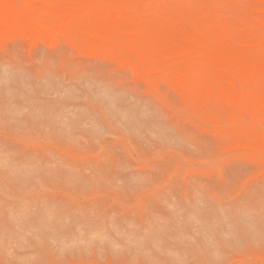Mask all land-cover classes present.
<instances>
[{"label": "rangeland", "instance_id": "obj_1", "mask_svg": "<svg viewBox=\"0 0 264 264\" xmlns=\"http://www.w3.org/2000/svg\"><path fill=\"white\" fill-rule=\"evenodd\" d=\"M21 1L0 0V264H264L262 0ZM187 33L209 45L174 50Z\"/></svg>", "mask_w": 264, "mask_h": 264}, {"label": "bare ground", "instance_id": "obj_2", "mask_svg": "<svg viewBox=\"0 0 264 264\" xmlns=\"http://www.w3.org/2000/svg\"><path fill=\"white\" fill-rule=\"evenodd\" d=\"M20 1V0H19ZM45 1H47L48 3H50V4H55V2H54V0H45ZM156 1V0H155ZM21 2H23L24 3V5L26 6V7H28L27 9L28 10H30L31 11V13L33 12V10H34V7H33V4L32 3H29V0L27 1V0H22ZM119 2V1H118ZM188 2H190V1H188ZM22 3V4H23ZM38 3H41V2H38ZM262 3H263V5H264V0H262ZM42 4V3H41ZM120 4V3H119ZM23 5V6H24ZM45 5V4H44ZM197 5V4H196ZM20 6V5H19ZM48 6V5H47ZM80 6L83 8V9H86V8H89V10H96L97 9V7H102L103 6V1L102 0H81V2H80ZM80 7V8H81ZM135 7V6H134ZM189 7V6H188ZM47 8H49V7H47ZM147 8H150V7H147ZM153 8H154V6H153ZM190 8V7H189ZM50 9V8H49ZM136 9V8H135ZM51 10V9H50ZM188 10V9H187ZM85 11H87V9L85 10ZM112 11H115V9L114 10H112ZM151 11V10H150ZM168 11V10H167ZM81 12H83V11H81ZM153 12V11H152ZM156 12V11H155ZM37 13H35V15H36ZM80 14H82V13H80ZM87 14H89L88 12H87ZM95 14H96V11H95ZM101 14H103V12H101ZM158 14H159V12H158ZM178 14V13H177ZM12 15V14H11ZM32 15H33V13H32ZM35 15H33L34 17H35ZM38 15L39 14H37V17H38ZM70 15V14H69ZM72 15V14H71ZM84 15V14H83ZM154 15V14H153ZM168 15V14H167ZM144 16V15H143ZM142 16V17H143ZM156 16V15H155ZM161 16H163V15H161ZM164 16H166V15H164ZM46 17V16H45ZM72 17V16H71ZM89 17V16H88ZM92 17V16H91ZM116 17V16H115ZM39 18V17H38ZM63 18V17H62ZM79 18V17H78ZM86 18V17H85ZM135 18V17H134ZM145 18V17H144ZM149 18V17H148ZM157 18V17H156ZM155 18V19H156ZM168 18V17H167ZM216 18H217V16H216ZM219 18H221V17H219ZM114 19V18H113ZM112 19V20H113ZM121 19V18H120ZM153 19V18H152ZM164 19H166V17H164ZM64 20V19H63ZM66 20V19H65ZM80 20V19H79ZM83 20V19H82ZM85 20V19H84ZM83 20V21H84ZM88 20V19H87ZM107 20V19H106ZM145 20V19H144ZM158 20V19H157ZM167 20V19H166ZM200 20V19H199ZM29 21V20H28ZM91 21H93V20H91ZM116 21V20H115ZM122 21V20H121ZM259 21V20H258ZM88 22H89V20H88ZM100 22H102V21H100ZM114 22V21H113ZM158 22H160V21H158ZM168 22V21H167ZM84 23H85V21H84ZM90 23V22H89ZM89 23H87L88 25H89ZM93 23H94V21H93ZM116 23V22H115ZM161 23V22H160ZM59 24V23H58ZM215 24H217V23H215ZM29 25V24H28ZM37 25V24H36ZM87 25V26H88ZM118 25V24H117ZM168 25V24H167ZM180 25V24H179ZM182 25V24H181ZM46 26V25H45ZM93 26V25H92ZM177 26V25H176ZM88 27H91L90 25L88 26ZM117 27H119V26H117ZM183 28H185V27H183ZM188 28V27H187ZM124 29V28H123ZM149 29V28H148ZM178 29V28H177ZM79 30V29H78ZM93 30V29H92ZM153 29H151V31H152ZM156 30V29H155ZM171 30V29H170ZM179 30V29H178ZM146 31V30H145ZM148 31V30H147ZM81 32H83V31H81ZM96 33H97V31H95ZM124 32V31H123ZM150 32V31H149ZM171 32V31H170ZM87 32H85L84 34H86ZM91 33H94V32H91ZM141 33H142V31H141ZM164 33V32H163ZM175 33V32H174ZM174 33H173V35H174ZM95 34V33H94ZM145 34L147 35V32H145ZM176 34V33H175ZM93 35V34H92ZM96 35V34H95ZM152 35H155L156 36V34H150V36H152ZM165 35V34H164ZM91 35H89V37H90ZM97 36V35H96ZM100 36H104V35H100ZM140 36H142V35H140ZM158 36V35H157ZM178 36V35H177ZM119 37V36H118ZM125 37V36H124ZM133 37V36H132ZM135 37V36H134ZM136 37H138L137 35H136ZM135 37V38H136ZM172 38V37H171ZM174 38H175V35H174ZM179 38V37H178ZM140 39H141V37H140ZM95 40V39H94ZM143 40H146V39H143ZM152 40H153V38H152ZM156 40V39H155ZM164 40H166V39H164ZM89 41V40H88ZM142 41V40H141ZM140 41V42H141ZM159 41V40H158ZM180 41V40H179ZM134 42H136V41H134ZM146 42V41H145ZM144 42V43H145ZM149 42V41H148ZM162 42V41H161ZM91 43H92V41H91ZM93 43H94V41H93ZM109 43V42H108ZM165 43V42H164ZM181 43V42H180ZM224 43V42H223ZM222 43V44H223ZM154 44V43H153ZM152 44V45H153ZM166 44H167V42H166ZM100 45V44H99ZM108 45V44H107ZM114 45V44H113ZM121 45V44H120ZM142 45H143V42H142ZM158 45H159V43H158ZM168 45V44H167ZM209 45V43H208V41H207V39L205 38V37H197V36H195V35H193L192 33H187L186 34V36H185V38H184V43H183V45L182 44H177L176 42H171V44H170V46H172V48L174 49V50H178V51H180L182 48H185V49H188V50H199L200 48H204V47H207ZM262 45V44H261ZM150 47V46H149ZM157 47H159V46H157ZM163 47V46H162ZM165 47V46H164ZM121 48H123V47H121ZM137 49V48H136ZM140 49V48H139ZM150 49V48H149ZM120 50V49H119ZM124 50V49H123ZM230 50V49H229ZM214 51V50H213ZM125 52V51H124ZM153 52V51H152ZM211 52V51H210ZM119 54H120V52H118ZM167 53V55H168V52H166ZM211 54V53H210ZM127 55V54H126ZM130 55V54H129ZM150 55V54H149ZM154 55H155V53H154ZM157 55V54H156ZM178 57V56H177ZM122 58H123V56H122ZM129 58V57H128ZM144 59H145V56L143 57ZM176 58V57H175ZM178 58H180V59H182L181 57H178ZM184 58H186V57H183V59ZM156 59H157V57H156ZM204 59V58H203ZM151 60V59H150ZM154 60V59H153ZM166 60V59H165ZM175 60H177V58L175 59ZM179 60V59H178ZM186 60V59H185ZM130 62V61H129ZM160 62V61H159ZM131 63V62H130ZM137 63V62H136ZM151 63H153V62H151ZM164 63H165V61H164ZM170 63H172V61L170 60ZM176 63H178L177 61H176ZM145 64V63H144ZM146 65H147V63H146ZM149 65V64H148ZM156 65V64H155ZM164 65V64H163ZM164 66H166V65H164ZM182 66V65H181ZM190 66V65H189ZM148 67V66H147ZM157 67V66H156ZM244 67H242V69H243ZM140 69V68H139ZM153 69V68H152ZM166 69V68H165ZM184 68H183V66H182V70H183ZM146 70L148 71V68H146ZM157 70V69H156ZM159 70V69H158ZM169 70V69H168ZM238 70V69H237ZM258 70V69H257ZM184 71V70H183ZM239 73V72H238ZM173 74V73H172ZM251 74V73H250ZM194 76V75H193ZM184 78H185V76H184ZM176 79V78H175ZM263 80V79H262ZM183 81V80H182ZM185 81V80H184ZM234 81H236V79L234 80ZM257 81V80H256ZM175 84V83H174ZM239 86V85H238ZM242 95V94H241ZM240 95V96H241ZM244 101H246V100H244ZM243 101V103L245 104V102ZM247 103V102H246ZM247 106V105H246ZM255 108V107H254ZM252 110V109H251ZM255 123V122H254ZM263 139V138H262Z\"/></svg>", "mask_w": 264, "mask_h": 264}]
</instances>
